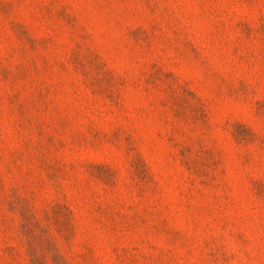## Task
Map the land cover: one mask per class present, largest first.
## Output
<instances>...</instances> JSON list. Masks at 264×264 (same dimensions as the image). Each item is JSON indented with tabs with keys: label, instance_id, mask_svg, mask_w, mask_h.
Segmentation results:
<instances>
[{
	"label": "rangeland",
	"instance_id": "obj_1",
	"mask_svg": "<svg viewBox=\"0 0 264 264\" xmlns=\"http://www.w3.org/2000/svg\"><path fill=\"white\" fill-rule=\"evenodd\" d=\"M0 264H264V0H0Z\"/></svg>",
	"mask_w": 264,
	"mask_h": 264
}]
</instances>
